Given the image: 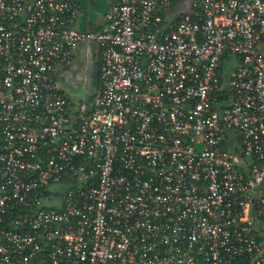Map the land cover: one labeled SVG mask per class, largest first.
<instances>
[{
	"label": "built area",
	"instance_id": "built-area-1",
	"mask_svg": "<svg viewBox=\"0 0 264 264\" xmlns=\"http://www.w3.org/2000/svg\"><path fill=\"white\" fill-rule=\"evenodd\" d=\"M181 1L0 0V264H264V0Z\"/></svg>",
	"mask_w": 264,
	"mask_h": 264
},
{
	"label": "rangeland",
	"instance_id": "rangeland-1",
	"mask_svg": "<svg viewBox=\"0 0 264 264\" xmlns=\"http://www.w3.org/2000/svg\"><path fill=\"white\" fill-rule=\"evenodd\" d=\"M190 7L191 3H189V0H183V2L179 3L176 7V11H173L174 15L176 16V14L185 12L189 10ZM84 43H87V49H85L86 44ZM84 43L82 42L80 44V46L84 44L83 52L79 53L77 51V60L73 64L70 76H68L70 79L69 85L63 82L64 80L62 79V75L65 73L60 75L66 90L81 99H86L93 94L99 78L98 69L96 68L93 70V65L91 64L92 59L97 58V56L99 58L98 45L93 40ZM91 44H94L93 47Z\"/></svg>",
	"mask_w": 264,
	"mask_h": 264
},
{
	"label": "crops",
	"instance_id": "crops-1",
	"mask_svg": "<svg viewBox=\"0 0 264 264\" xmlns=\"http://www.w3.org/2000/svg\"><path fill=\"white\" fill-rule=\"evenodd\" d=\"M82 5L81 13L78 17L77 27L79 29H100L104 22V15L108 8L109 0H77ZM181 1L180 3H182ZM86 48L88 47L87 43ZM84 44L78 47V52H83ZM92 47L94 44H91ZM99 52V49H98ZM98 60L95 58L94 60ZM68 84V83H67ZM69 85V84H68Z\"/></svg>",
	"mask_w": 264,
	"mask_h": 264
},
{
	"label": "flooded vegetation",
	"instance_id": "flooded-vegetation-1",
	"mask_svg": "<svg viewBox=\"0 0 264 264\" xmlns=\"http://www.w3.org/2000/svg\"><path fill=\"white\" fill-rule=\"evenodd\" d=\"M91 64L93 65V70H95L96 68L98 69L99 68V65H100V61H98L97 59L96 60H94V59H92L91 60ZM63 73H65V74H63L62 75V79L64 80L63 82L64 83H70V79H69V77L68 76H70V73H71V69H70V71H63ZM69 74V75H68ZM62 81V80H61ZM62 82V83H63Z\"/></svg>",
	"mask_w": 264,
	"mask_h": 264
},
{
	"label": "trees",
	"instance_id": "trees-1",
	"mask_svg": "<svg viewBox=\"0 0 264 264\" xmlns=\"http://www.w3.org/2000/svg\"><path fill=\"white\" fill-rule=\"evenodd\" d=\"M100 55V54H99ZM98 61H100V65H101V58H100V56H99V60ZM100 65H99V68H98V73L100 74ZM98 81H99V78H98ZM98 84V83H97Z\"/></svg>",
	"mask_w": 264,
	"mask_h": 264
},
{
	"label": "water",
	"instance_id": "water-1",
	"mask_svg": "<svg viewBox=\"0 0 264 264\" xmlns=\"http://www.w3.org/2000/svg\"><path fill=\"white\" fill-rule=\"evenodd\" d=\"M72 67H73V66H71V67L68 66V67L64 68V70H65V71H70V69H72Z\"/></svg>",
	"mask_w": 264,
	"mask_h": 264
}]
</instances>
